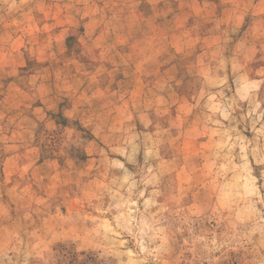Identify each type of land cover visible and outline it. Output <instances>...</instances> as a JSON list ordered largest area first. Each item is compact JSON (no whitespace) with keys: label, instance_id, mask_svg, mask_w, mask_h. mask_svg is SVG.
<instances>
[{"label":"rangeland","instance_id":"rangeland-1","mask_svg":"<svg viewBox=\"0 0 264 264\" xmlns=\"http://www.w3.org/2000/svg\"><path fill=\"white\" fill-rule=\"evenodd\" d=\"M264 264V0H0V264Z\"/></svg>","mask_w":264,"mask_h":264},{"label":"trees","instance_id":"trees-1","mask_svg":"<svg viewBox=\"0 0 264 264\" xmlns=\"http://www.w3.org/2000/svg\"><path fill=\"white\" fill-rule=\"evenodd\" d=\"M57 263L58 264H81V260L77 257L76 252L68 249L65 246H60L57 254Z\"/></svg>","mask_w":264,"mask_h":264}]
</instances>
